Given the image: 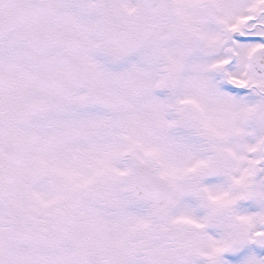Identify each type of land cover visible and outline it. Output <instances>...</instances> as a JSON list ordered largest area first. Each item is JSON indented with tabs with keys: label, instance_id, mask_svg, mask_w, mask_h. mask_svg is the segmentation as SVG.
I'll return each instance as SVG.
<instances>
[{
	"label": "snow or ice",
	"instance_id": "1",
	"mask_svg": "<svg viewBox=\"0 0 264 264\" xmlns=\"http://www.w3.org/2000/svg\"><path fill=\"white\" fill-rule=\"evenodd\" d=\"M0 264H264V0H0Z\"/></svg>",
	"mask_w": 264,
	"mask_h": 264
}]
</instances>
